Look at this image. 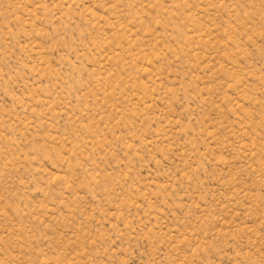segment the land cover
<instances>
[{"label": "rangeland", "instance_id": "rangeland-1", "mask_svg": "<svg viewBox=\"0 0 264 264\" xmlns=\"http://www.w3.org/2000/svg\"><path fill=\"white\" fill-rule=\"evenodd\" d=\"M0 264H264V0H0Z\"/></svg>", "mask_w": 264, "mask_h": 264}]
</instances>
